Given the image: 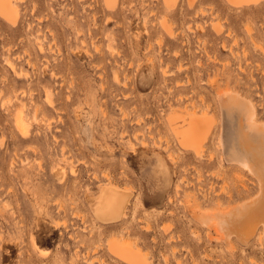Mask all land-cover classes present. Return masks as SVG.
Masks as SVG:
<instances>
[{
    "label": "rangeland",
    "instance_id": "1",
    "mask_svg": "<svg viewBox=\"0 0 264 264\" xmlns=\"http://www.w3.org/2000/svg\"><path fill=\"white\" fill-rule=\"evenodd\" d=\"M10 1L16 23L0 17V264H124L107 245L124 234L142 264H264L260 229L227 245L186 201L227 208L258 193L246 169L225 164L216 97L243 95L264 123V0ZM16 104L26 137L8 111ZM188 115L213 120L198 155L168 125ZM104 188L127 193L125 216H95L90 199Z\"/></svg>",
    "mask_w": 264,
    "mask_h": 264
},
{
    "label": "bare ground",
    "instance_id": "2",
    "mask_svg": "<svg viewBox=\"0 0 264 264\" xmlns=\"http://www.w3.org/2000/svg\"><path fill=\"white\" fill-rule=\"evenodd\" d=\"M229 1L234 4H239L245 0ZM104 2L107 7H113L115 5V0H104ZM172 2L173 0H163V4L165 5ZM189 2L191 1L189 0ZM0 17L12 25L16 23L18 11L10 0H0ZM38 48L39 51H42V45L40 43ZM6 62L7 64L11 63L8 59ZM242 96L229 91H220L217 93L216 98L221 115V137L219 138L221 140L223 154L225 155V164H233L242 169H246L255 178L258 193H255L256 195L251 200H247V198V201L236 205L231 204L227 208L217 206L211 209H203L194 197L186 196V201L189 203V210L195 214L193 215L194 220L202 227L216 233L218 240L220 239V241L225 242L227 245L232 236H235L239 243L248 245L249 236L253 233L255 234L258 229L263 234L261 239L264 243V123L262 124L263 126L256 123L254 119L255 107L253 108L252 103L248 102V100L244 101V99H241ZM7 100L6 102H9V99ZM23 108V104H16L13 110L8 109V111L13 119L16 130L20 135L26 137L30 126L24 118ZM33 109L36 110L37 106ZM174 118L171 117L169 119L168 125L178 138L179 144L185 149L190 148L194 150L195 154L198 155L196 152L200 151L210 134L213 120L207 118L206 115L199 117L188 115L187 118H181L182 122L177 124ZM32 119H35V117H32ZM36 120L32 121L35 122ZM184 122H187L186 128L182 125ZM179 124L184 128L176 126ZM181 125L180 127H182ZM90 200L97 203V208L94 211L95 216L100 220L104 219L106 221L105 217L115 219L122 214L123 216L126 215L123 213L125 202L128 201L126 192L104 188L100 190V193L96 197ZM105 210H109L110 213ZM254 234L253 236H255ZM129 242L131 241L128 236L124 234L123 236L119 235L118 237L113 236L109 238L107 245L111 253L117 256L124 264H142V256L139 251L140 249L135 245L136 242L132 245Z\"/></svg>",
    "mask_w": 264,
    "mask_h": 264
}]
</instances>
